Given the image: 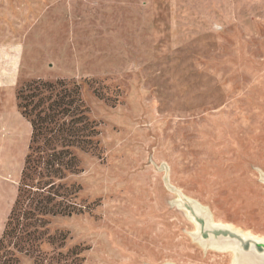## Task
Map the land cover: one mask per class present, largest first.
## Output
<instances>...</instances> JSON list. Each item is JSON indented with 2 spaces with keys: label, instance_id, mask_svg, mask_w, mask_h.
<instances>
[{
  "label": "rangeland",
  "instance_id": "rangeland-1",
  "mask_svg": "<svg viewBox=\"0 0 264 264\" xmlns=\"http://www.w3.org/2000/svg\"><path fill=\"white\" fill-rule=\"evenodd\" d=\"M57 81L91 145L43 179L66 214L22 197L0 264H260L201 235L264 239V0H0L2 209L31 139L16 92Z\"/></svg>",
  "mask_w": 264,
  "mask_h": 264
},
{
  "label": "trees",
  "instance_id": "trees-1",
  "mask_svg": "<svg viewBox=\"0 0 264 264\" xmlns=\"http://www.w3.org/2000/svg\"><path fill=\"white\" fill-rule=\"evenodd\" d=\"M46 93L48 95L43 96ZM16 99L20 115L30 125L31 139L28 147L29 153L25 158L21 173L17 197L5 221L0 236V245L12 233L13 223L19 220L22 210L20 203L24 195H28L27 198H32L34 208H38L42 215L66 214L64 209L50 206V197L43 196L42 192L47 186L43 179L61 176L64 171L72 172L75 162L69 148L76 147L81 150L88 148L91 145L90 139L95 132L93 125L85 121L83 115L80 116L83 113V107L78 97L77 86L68 88L62 81H57L55 84L32 82L26 88L20 87L17 90ZM65 118H70V120L67 122ZM41 139L44 140L42 147L37 146ZM57 141L61 145L58 152L54 146L49 147L50 142ZM44 148L47 152L44 151ZM68 157L70 158L68 159ZM38 170L36 191L26 193L24 180Z\"/></svg>",
  "mask_w": 264,
  "mask_h": 264
},
{
  "label": "water",
  "instance_id": "water-1",
  "mask_svg": "<svg viewBox=\"0 0 264 264\" xmlns=\"http://www.w3.org/2000/svg\"><path fill=\"white\" fill-rule=\"evenodd\" d=\"M209 235L215 240L222 238L234 242L239 251L257 256L260 264H264V241L258 242L251 237L244 238L240 232L225 227L210 226L202 232L201 237L206 239Z\"/></svg>",
  "mask_w": 264,
  "mask_h": 264
},
{
  "label": "crops",
  "instance_id": "crops-1",
  "mask_svg": "<svg viewBox=\"0 0 264 264\" xmlns=\"http://www.w3.org/2000/svg\"><path fill=\"white\" fill-rule=\"evenodd\" d=\"M16 184V183H15ZM17 185H15V187H16ZM16 193H17V187H16ZM3 194H4V185H2L1 187H0V236H1V233H2V230H3V228H4V224H5V221H6V219H7V217H8V215H9V212H10V210H11V207H12V204H13V202H14V199H15V197H14V199H13V202H12V204H11V206L8 208V210H6V209H2L1 208V203H2V201H4L3 200ZM16 196V195H15Z\"/></svg>",
  "mask_w": 264,
  "mask_h": 264
},
{
  "label": "bare ground",
  "instance_id": "bare-ground-1",
  "mask_svg": "<svg viewBox=\"0 0 264 264\" xmlns=\"http://www.w3.org/2000/svg\"><path fill=\"white\" fill-rule=\"evenodd\" d=\"M225 228H229V229H231V227H229V226H226ZM241 235H242L244 238L251 237L253 240L258 241V242L264 241V239H261V238L255 237V236H251V235H248V234H245V233H241Z\"/></svg>",
  "mask_w": 264,
  "mask_h": 264
}]
</instances>
